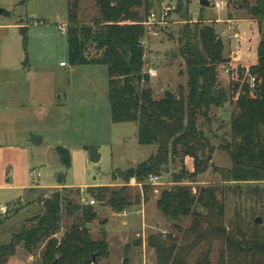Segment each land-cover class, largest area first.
<instances>
[{
    "label": "rangeland",
    "instance_id": "374dc122",
    "mask_svg": "<svg viewBox=\"0 0 264 264\" xmlns=\"http://www.w3.org/2000/svg\"><path fill=\"white\" fill-rule=\"evenodd\" d=\"M69 1L0 0V10L10 15H0V68L18 69L14 73L1 72L0 78L4 74L1 80L23 81L28 67H32L35 71L28 76L30 81L41 83L46 93L56 89L63 95L58 102L61 106L46 113L41 136H37L43 139L40 145L10 136L0 141V245L9 244L22 229L29 228L30 219L41 212L42 197L59 187L66 189L63 195L74 204L88 206L91 200L95 202L91 208L97 216L87 224L92 226L89 237L92 241L104 239L108 254L93 264H157L154 250L147 246L148 237L161 236L164 240L170 235L178 245L182 243L183 233L190 227L192 219L171 221L156 209L161 192L177 187H187L193 195L199 189L217 188V200L224 208L227 231L235 237L241 234L249 237L254 231L264 236V182L227 183L222 180V175L231 166L221 149L228 142L229 119L235 112L234 105L229 103L220 109H212L208 121H198L212 152L205 151L209 154L208 168L194 180H184L180 184L172 182V176L180 174L182 168L189 173L194 171L192 159H183L180 153L153 175L158 178L157 185L148 181L134 185L130 181L124 184L120 179L111 180L115 171L136 168L154 156L157 147L138 145L135 124L111 123L105 66H69L66 34L59 30L61 26L66 27ZM178 2L186 9L191 26L201 19L202 25L212 27L222 41L225 63L217 68L219 86L227 90L230 84L238 83L241 87L252 65L251 60H244L240 53H249L259 35L255 24H241L240 21H252L243 8L253 6L255 0H208L206 9L199 7V0H148L149 12L175 8L168 13L164 23L151 26L142 39L146 62L143 71L156 74L148 75L146 84L152 89L153 98L161 99L164 92L175 94L179 87L186 89L183 60L175 56L177 34L185 23L176 11ZM215 4L221 8L215 9ZM78 8L82 25L91 24L98 15L94 0H79ZM139 12L144 15L143 8ZM21 28H26V41L20 33ZM236 53L242 60L235 59ZM60 62L66 68L60 69ZM226 68L230 69L229 74L225 73ZM47 101L51 102V99ZM57 147L69 152L68 169L57 156ZM91 151L99 156L97 163L90 162ZM31 173H38L39 177H30ZM97 187L112 190L125 187L132 203L136 198L138 203L115 213L106 203H99L87 193L89 188ZM197 211L204 213L199 208ZM257 219L260 224L255 223ZM74 223H82L81 212L73 217L64 213L61 230L55 238L62 237ZM44 246L41 243L27 254L20 244L5 264H40ZM206 246L202 244L186 254L185 264H197L203 258V247ZM219 246L218 243L212 245L209 264H219Z\"/></svg>",
    "mask_w": 264,
    "mask_h": 264
},
{
    "label": "trees",
    "instance_id": "16d2710c",
    "mask_svg": "<svg viewBox=\"0 0 264 264\" xmlns=\"http://www.w3.org/2000/svg\"><path fill=\"white\" fill-rule=\"evenodd\" d=\"M98 15L91 24L82 25L78 19L79 0L68 4L66 43L70 67L105 66L108 73L107 101L112 124L136 125V141L140 146L155 145L157 152L143 163L125 171H115L111 180L128 184L134 179L143 184L150 176L180 153L193 161L194 171L183 168L172 176L174 184L194 180L203 174L209 164L205 151L212 152L208 139L199 129L198 121L209 120L212 109L227 103L235 112L229 119V136L221 149L231 166L222 175L227 183L264 182V0H255L253 6L243 9L255 22L259 35L257 61L249 75L257 81L254 92L246 82L230 84L226 90L218 84L217 68L225 63L223 44L214 29L202 25L201 19L193 26L186 9L178 2L177 12L185 22L177 34L176 55L183 60L186 89L179 87L175 94L164 92L159 100L146 87L149 76L144 73L143 22L149 12L148 0H94ZM143 8L142 16L139 9ZM20 33L26 41V28ZM91 51L94 53L91 54ZM240 88V92L239 91ZM61 164L70 167L66 149H55ZM217 188H203L193 195L187 187L161 192L156 209L166 219H192L179 245L173 236H150L147 246L154 250L157 264H185V256L202 244L203 255L197 264H209L212 245L218 243L219 264H264V236L254 231L249 237H235L224 224V208L217 200ZM66 189L51 191L40 200L41 212L30 219V227L22 229L7 245H0V264L14 256L22 245L31 254L41 243L45 246L40 264H93L108 254V244L102 239L92 241L85 225L90 217L89 206L77 205L63 194ZM87 193L99 203H106L115 213L136 205L126 188H89ZM201 209L204 213L198 212ZM81 212L82 223L72 224L60 237L63 214L73 217ZM257 228V226L255 227ZM175 230L180 232L179 227ZM94 257V260L92 259Z\"/></svg>",
    "mask_w": 264,
    "mask_h": 264
},
{
    "label": "crops",
    "instance_id": "0c3cea01",
    "mask_svg": "<svg viewBox=\"0 0 264 264\" xmlns=\"http://www.w3.org/2000/svg\"><path fill=\"white\" fill-rule=\"evenodd\" d=\"M240 23H248L249 25L255 24L254 21L248 20L240 21ZM258 39L259 37H257V40L249 53H240L244 56V60H251L250 65L252 66L255 65L257 61L256 50L259 43ZM240 54L236 53V60H242ZM61 63L62 62L58 64L59 68H66V66L61 67ZM2 68L4 67L0 68V74L5 70H8L11 73L18 70L13 68ZM28 68L29 69L25 72L23 81H15V79L1 80L4 74H2L0 78V141H5L10 136L11 138H22L24 142L30 143V138L26 140L27 137H30L31 135L36 137L41 136L40 129L42 124L46 121V113L48 110L56 109L61 106L58 103L63 97L61 92L53 89L52 92L50 91V93H46L43 87H41V83L29 80L28 76H31L35 69L32 67ZM50 99L51 102H48L47 100ZM53 99L54 102H52ZM38 138L40 139L41 144L43 139L40 137ZM36 188L39 189V187H35V189ZM54 189L61 190L60 187ZM123 224L127 225V222H124Z\"/></svg>",
    "mask_w": 264,
    "mask_h": 264
},
{
    "label": "built area",
    "instance_id": "2783aa9c",
    "mask_svg": "<svg viewBox=\"0 0 264 264\" xmlns=\"http://www.w3.org/2000/svg\"><path fill=\"white\" fill-rule=\"evenodd\" d=\"M214 8L219 10L221 8V5L215 4ZM174 10H175L174 7H169V8L161 9L160 11H156V10L150 11L146 17V20L142 24L144 27V31L148 32V30L151 28V26L164 23L165 19L168 16V13H170L171 11H174ZM59 30L61 32L66 33V27L65 26H61L59 28ZM141 46L144 48L143 41H141ZM60 66L61 67L65 66V64L61 63ZM229 72H230V69L226 68L225 73L229 74ZM148 75L149 76H155L156 74L153 71H148ZM246 86L249 89V91H251V92H254V90L257 86L256 79L254 77H252L251 75H249V73L247 74V78H246ZM35 175H36V177H39V174H32V173L30 174V177H34ZM130 182L133 183L134 185H136L134 179H131ZM148 182L151 185H157L158 184V178L156 176H150L148 178ZM94 205H95V202L93 200H91L88 203L89 207H93Z\"/></svg>",
    "mask_w": 264,
    "mask_h": 264
},
{
    "label": "water",
    "instance_id": "95a60500",
    "mask_svg": "<svg viewBox=\"0 0 264 264\" xmlns=\"http://www.w3.org/2000/svg\"><path fill=\"white\" fill-rule=\"evenodd\" d=\"M199 7L200 8H208L209 7V3L208 0H199ZM0 15H4L6 17H9L10 15L2 10H0ZM168 89H166L167 91ZM30 143H32L33 145H39L40 144V139L36 136L31 135L30 136ZM91 163H97L99 161V156L97 155V153L95 151H91L90 152V158H89ZM97 216V212L94 211L93 209H90V217L91 218H95ZM256 224H260L261 221L260 219H257L255 221ZM91 225H85V229L89 230V228H91ZM92 259L94 260V257H92ZM52 264H57V261H54Z\"/></svg>",
    "mask_w": 264,
    "mask_h": 264
}]
</instances>
